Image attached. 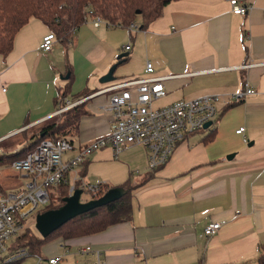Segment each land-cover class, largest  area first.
<instances>
[{
  "label": "crops",
  "instance_id": "obj_1",
  "mask_svg": "<svg viewBox=\"0 0 264 264\" xmlns=\"http://www.w3.org/2000/svg\"><path fill=\"white\" fill-rule=\"evenodd\" d=\"M242 1L251 7L244 15L232 13L227 0L173 1L136 30L94 27L88 18L69 42L55 39L48 52L39 47L50 32L44 23L32 18L19 29L11 51L0 55V142L79 106L77 130L67 138L74 150L64 158H70L107 133L111 92L99 91L120 81L162 78L166 95L154 107L221 97L211 128L186 136L156 171L140 145L117 154L102 148L71 170L68 185L77 179L82 184L93 165L117 160L129 174L136 170L137 180L128 178L131 219L88 236L56 237L40 248L39 264L53 256H61L58 264H94L96 251L104 264H264V0ZM147 62L151 73L145 72ZM114 64L113 80L102 83ZM245 84L254 94L230 100ZM66 87L61 107L58 94ZM240 127L242 135L235 133ZM12 146L10 152L20 141ZM12 179L15 186L23 181L18 173ZM210 222L220 228L204 237ZM85 246L91 252L80 255ZM30 256L36 264L37 256Z\"/></svg>",
  "mask_w": 264,
  "mask_h": 264
},
{
  "label": "built area",
  "instance_id": "obj_2",
  "mask_svg": "<svg viewBox=\"0 0 264 264\" xmlns=\"http://www.w3.org/2000/svg\"><path fill=\"white\" fill-rule=\"evenodd\" d=\"M227 1L232 13L236 15H244L251 8L242 0ZM90 12L85 21L90 18L94 27L101 24L108 28L121 27L120 24L108 23L98 15L90 16ZM126 28L138 29L133 21ZM55 39L57 38L53 32L45 34L39 45L40 50L50 51ZM128 48V45L124 46V49ZM152 70V64L147 62L145 72L151 73ZM99 92H111L107 105L111 120L104 136L78 148L75 154L67 159L64 158L65 154L74 150L69 139L64 137L43 139L24 158L10 163L9 167L19 174L23 183L11 191L0 190V264H14L30 256L24 248H13L17 234L23 229L24 221L29 217H35L50 203L49 188L68 182L66 175L84 163L93 153L102 148H111L117 154L131 145H140L147 151L150 170L164 166L176 145L186 136L211 128L218 113L217 104L221 101L219 95L210 94L154 107V102L166 95L162 78L156 77L120 81ZM254 92L245 84L244 91L230 94L228 97L232 101H238L244 95ZM65 108L67 106L62 110ZM208 122H211V125L204 129ZM243 131L244 128L240 127L235 133L242 135ZM242 137L246 143L247 139ZM78 188L90 194V198L95 197L99 190L98 185L92 187L80 184ZM75 189L74 184H70L68 195ZM220 225L219 222L208 223L201 235L213 236ZM88 252H91L89 246L78 249L80 255ZM94 255V264H104L99 252H94ZM36 260V264H39L43 259L37 256ZM60 260L61 256L45 259L47 264H58Z\"/></svg>",
  "mask_w": 264,
  "mask_h": 264
},
{
  "label": "trees",
  "instance_id": "obj_3",
  "mask_svg": "<svg viewBox=\"0 0 264 264\" xmlns=\"http://www.w3.org/2000/svg\"><path fill=\"white\" fill-rule=\"evenodd\" d=\"M173 1L177 0H0V55H6L11 51L14 36L32 18L40 20L57 39L66 43L73 30L85 21L89 11L90 16L98 15L112 25L120 24L121 27H127L138 16L136 11L139 10L141 24L138 29H144L152 20L160 17L164 7ZM67 90L66 87L59 91L58 100L61 107L64 106ZM81 115L80 107L74 106L31 129L22 130L20 147L12 152L3 150V154L0 155V166L10 165L12 161L24 158L43 139L72 137ZM207 136L210 139L211 136L209 134ZM67 183L55 187L59 189L57 200L51 201L50 197V203L40 212L58 208L63 204L62 198L68 196ZM79 185V182L74 183L75 188ZM119 187L126 190L120 198L75 216L44 238L33 234L28 228L25 229L15 238L13 248H24L29 255L39 256L40 248L56 237L73 239L88 236L101 232L111 225L129 221L132 216L131 199L134 188L129 185V179ZM98 188L96 196L90 199L102 196L113 187L99 184ZM260 263H264V255L260 257Z\"/></svg>",
  "mask_w": 264,
  "mask_h": 264
},
{
  "label": "rangeland",
  "instance_id": "obj_4",
  "mask_svg": "<svg viewBox=\"0 0 264 264\" xmlns=\"http://www.w3.org/2000/svg\"><path fill=\"white\" fill-rule=\"evenodd\" d=\"M138 18H140L139 20H141V17L138 15L133 21L137 27H139L141 24V21L139 22ZM160 103L161 102H155V105L160 104ZM15 139H18V141H22L21 135H18L17 137H15ZM15 139H9L7 141L0 142V148L3 149L5 152H8L14 147L12 146V143L15 142ZM16 145L17 143L15 144V146ZM136 173H137L136 170H133V172L129 174L128 168L124 167L119 161L116 160V161H113L112 163H105L102 165H93L92 167H89V171H87L85 180H83L84 182H82V184L95 187L99 184L107 183L108 185H111V187L113 188L117 186L119 187V185L124 183L128 178L133 182L137 180L138 175ZM14 174L16 173H14L8 165L0 166V187L2 191L7 192V191H11L12 189L18 187L12 184L13 183L12 175ZM76 181L78 182L81 180L77 179ZM22 183L23 181H20L18 185H21ZM48 192L49 194H51L50 196L51 201L53 200L56 201L58 198L59 189L52 187L48 189ZM88 199H90V194H88L85 191L84 192L82 191L81 200H88ZM42 210L43 209H41L40 211ZM27 228L30 229V231L33 234L39 236V234L34 229V216L29 217L28 219L24 221L23 229L19 231L17 236L21 235ZM33 261H34V258H32V256H28L24 258L23 260L18 261L14 264H30Z\"/></svg>",
  "mask_w": 264,
  "mask_h": 264
},
{
  "label": "water",
  "instance_id": "obj_5",
  "mask_svg": "<svg viewBox=\"0 0 264 264\" xmlns=\"http://www.w3.org/2000/svg\"><path fill=\"white\" fill-rule=\"evenodd\" d=\"M136 14L139 15L140 11H136ZM117 64H119V62ZM117 64L111 66L108 72L100 79L102 83L113 80V73L117 67ZM66 77L68 76L66 75L65 78ZM210 125L211 122H208L205 124L204 129ZM232 157L233 154L226 156L227 159ZM125 192L126 190L122 187H114L106 191L98 198L81 201L82 190L76 188L72 194L62 198L63 204L58 208L48 209L46 211L37 213L34 217V229L40 237L44 238L75 216L85 213L93 208L100 207L115 201Z\"/></svg>",
  "mask_w": 264,
  "mask_h": 264
}]
</instances>
